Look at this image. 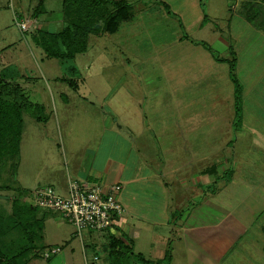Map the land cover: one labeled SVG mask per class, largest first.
Listing matches in <instances>:
<instances>
[{
  "label": "crops",
  "instance_id": "obj_1",
  "mask_svg": "<svg viewBox=\"0 0 264 264\" xmlns=\"http://www.w3.org/2000/svg\"><path fill=\"white\" fill-rule=\"evenodd\" d=\"M17 1L19 3L16 0H0V24L5 23V25H11L14 22L15 15L26 17L28 20L32 18L33 15L31 17L30 15L34 10L33 5L36 4H32L30 1L28 4L23 3L22 0ZM41 1L39 0L36 6ZM127 1L133 7L132 13L119 23L115 31H106L103 34L91 33L89 35L88 48L85 51L89 53L88 69L91 68L92 64L98 62L103 54H109V47L100 45L102 44L100 42L101 39H104L108 34L119 33V31L126 36L128 34L127 31H130V34L136 28L138 29L144 26L141 19H135L130 22L131 24L127 23L138 15L133 2L130 0ZM163 2L160 1L159 3L163 4ZM165 2L168 3L167 1ZM169 10L172 12L171 7ZM235 12L236 10L231 8V13L228 18V28H230L231 32H233L231 30L232 23L236 20H234L236 17L234 16ZM180 14L183 19L184 15L182 13ZM39 15H45V20ZM34 16L36 18L35 24L39 28V31L58 33L62 30L63 23L60 19L56 18L53 11H47L46 7L45 9H39L38 13ZM238 16L242 18V20H237L239 26L245 22L249 26V30L247 29V31L252 29V31L259 33L263 38L261 36L259 37L256 33L252 34L251 37L264 39L263 29L257 28L248 21L241 14V11H238ZM204 18H202L200 26H204L210 20L208 16L207 20H204ZM29 31L31 32V37H34L35 32L33 33L31 29ZM238 31L240 30L238 29L236 35L232 37V41L235 40L232 46L237 57V74L243 84V117L240 127L235 128L234 84L229 75V64L227 62L217 61L214 56V54H217L220 57H231L229 52L231 40L229 41V37L225 36V31L222 27L217 28L216 32L223 45L222 53H224L219 54L209 41L195 39L188 34H183L165 44L166 50L168 51V58L171 55V64L173 63L171 67L170 61L167 60L169 64L161 68V70H164L162 75L165 77V80L159 75L157 77L159 81L150 88L142 84L131 87L119 85L118 88H114L115 91L120 90L121 95L126 97L127 100L132 98L129 104L126 103V106L128 108H131V106L137 107V111L142 116L139 120H121L119 116L120 111L116 110L115 106H112L113 104H109V102L105 104L113 111L111 113L112 116L106 112L103 114V110L96 103L97 101H94V97L99 98V94L93 89L90 90L91 86H89L88 95H84L83 99L85 103L87 102V106L88 104L93 106V108H89L90 114H93L92 109H95V112L99 113L101 117H87L86 120L91 123V126L88 123L86 130L85 128L81 129V127L78 128L73 125L75 121L71 117L64 116V136L66 135L67 137L66 140H63L62 132L60 134V121H58V118L56 120L54 119L55 122H49V119L45 122L37 120L33 124L30 123L29 127L23 121L18 165L15 172L20 169L22 146L27 137L30 139V142L36 140V143H34L36 145L30 148L29 154L31 155L30 159H33L34 156L37 158L35 163H30L31 166L24 171L26 186L20 184L18 189H27L28 191H26L29 193L38 186L50 185L59 194L67 195L69 181L72 179L92 182L103 181L108 184L121 183L122 190L119 194V199L125 208V212L119 217L113 230L111 229L114 234H119L122 238L133 235L135 236L136 244L141 236H148L147 238L151 242H154L158 237L157 245L164 249L171 237L177 238L179 236V239L184 237L189 243H193L194 240L199 241L201 244L199 246L195 245V248L199 252L193 253L196 257L200 258L201 264H264V239L261 240L258 238L260 237L259 233H257L259 231L254 230V235H252L254 237L251 238V243H246L248 244L244 246L246 248H242L241 250L239 247L250 227L246 226L236 213L237 210L235 208L238 207V204L234 206L233 202H224L225 197L223 196L222 189L231 185L230 183L232 181L231 179L228 181L223 179L224 172L231 169V167L228 162L229 159H225L220 155L222 154L221 146L224 143L221 141L218 144L216 141H212L214 137H208V124L213 121H216V123L226 121L228 124L226 127H230L231 123L236 130L243 128V124L247 123L245 113H247L254 90L251 85L249 86L250 81H248V76L246 79H243L241 76H245L242 75L243 73L247 75L248 71L246 69L252 66L250 65V60L253 54L249 53L250 51L243 54L244 50L238 49L237 42L240 36ZM7 36L8 34L2 37L4 42L7 43L4 47L5 50L13 42ZM126 41H128V38ZM183 41L200 48L192 52L193 56L191 60L193 61L190 66L184 70H179L175 68L176 50L172 49L176 47L177 43ZM200 41L207 42L211 50L204 47ZM89 43H93L94 47L92 48ZM162 51H165V49H162L160 52ZM160 52L158 51L154 55L158 57V60L163 59L164 61V56ZM139 53L141 56H147L145 52L141 53L139 51ZM80 54L77 53L73 59H70L71 65L69 66L73 74L80 75L79 65L76 62ZM109 57L111 60L109 63L117 66V62L113 60L114 55L110 53ZM125 59L122 58L120 60ZM163 61L160 62L161 65H164ZM224 64L227 65V68L222 67ZM216 65H219L218 68ZM223 72L227 73V76ZM0 74L4 75L8 81L17 82L20 85L21 83L17 79L24 75L20 74L19 71L16 72L12 68L11 63L2 65ZM215 74L223 78V84L220 87L221 92L219 93L220 104H216L217 107H221L219 111L221 114L217 113L215 115L216 110L211 108L205 110L204 114L201 111L198 112L197 109L194 113H191V116L180 115L179 110L181 108L191 107L193 103L197 105L199 97H201L198 93L193 96L183 94L182 90L186 91V89H190L189 87H193L194 89L191 90L197 92V89L205 86L204 89L207 91L208 87L211 88V83L213 82L210 80H213ZM25 77L28 76L25 75ZM179 78L182 79L181 82L183 83L179 82ZM229 82L231 86L227 88ZM21 87L25 93L24 86L21 85ZM225 88L227 89L226 95L224 94ZM78 89L79 87L76 90ZM25 95L32 102L43 104L46 108L48 107L43 101L40 102L30 99L27 92ZM107 96L108 92L105 93L103 101L107 100ZM200 100L203 101L204 97L202 96ZM67 102L69 103V100ZM165 105L167 108H178V114L180 116L178 115L174 119L176 120L175 131H177L179 137L183 138V140H180L176 144L172 142L170 144H164L166 147L158 150L156 147L158 146V138L165 139L168 134H171L172 137L174 136V133L169 132L173 129L172 127L165 126L167 128L162 129L159 123L164 121V118L171 120L172 117H164L158 114L151 118L153 122H149V116L145 115L143 117V112L140 108L147 106L153 109ZM230 107L234 108L233 115L230 112L228 113ZM185 110L188 109L186 108ZM111 118L114 120L112 121ZM67 124L71 125L68 127L66 126ZM256 131V135L253 133L254 137L252 136V139L256 141L252 145L254 148L257 145L258 147L264 148V133L257 129ZM56 135L57 138H60V150L58 154L52 153L49 155L50 149L52 148L48 145L46 138L51 137L53 139ZM223 135L225 136V134H222V138ZM202 138L205 141L201 140ZM42 140L46 143H44L43 147L39 145L42 143ZM172 140L175 142L174 139ZM231 144V139L226 141V145L230 146ZM174 145L176 146L175 149H173ZM203 145L204 148L209 145L214 150L210 154L207 151H202ZM222 149L224 150L223 147ZM38 154H40L39 157L37 156ZM209 155L219 157L207 161L209 160ZM35 165H39V168H36ZM232 170L231 173L234 174L235 169L233 168ZM235 183L239 186L238 182ZM244 186L249 190L247 184ZM47 212L48 209L42 210V208L39 212V217H43L44 223H46ZM178 212L181 215L176 216L175 213L177 214ZM261 231L264 232V227H261ZM88 233L93 238L101 239L104 237L103 231L95 234L94 232ZM80 235L82 236V233ZM257 242H260V245L256 244ZM90 246L85 243L82 244L83 257L86 264H96L93 260L89 261L88 259V248ZM244 249L249 254L247 253L242 258L244 262L241 259L240 263L239 260ZM237 252H240L238 263L236 262ZM188 253L191 258V248ZM107 263L108 259L103 264Z\"/></svg>",
  "mask_w": 264,
  "mask_h": 264
},
{
  "label": "rangeland",
  "instance_id": "obj_2",
  "mask_svg": "<svg viewBox=\"0 0 264 264\" xmlns=\"http://www.w3.org/2000/svg\"><path fill=\"white\" fill-rule=\"evenodd\" d=\"M22 1L25 4H28L29 1L36 5L39 3V0ZM130 1L133 2L135 11H137L138 15H136V18H133L127 23H130L135 19H141V21L144 23V26H142V28H136L133 30L134 32H131L130 34V31H127L128 34H126V36L121 31H119V33L117 32L114 34H108L104 39L100 40L102 43L100 44L101 46L106 45L109 47V54L111 53L114 55L113 60L117 62V66H113L109 63L111 62L109 54L105 53L102 55V58L98 60V62L92 64L91 68L88 69L89 53L87 51L85 53H81L76 59L80 72V75H78L71 72V67L69 66L71 65L70 59L65 60L61 57L49 56L43 46V41L38 40L37 38L40 36L49 35L50 33L43 30H38L39 28H37V25L35 24L36 18H34V15L38 13L39 9H45L46 7L47 11H53V13L56 15V18L60 19V21L63 23L62 29L67 24H70L71 21H73L74 15L70 11H66L67 14H65L62 0H42L41 4L38 6L33 5L34 10L30 15V17L33 15V19L30 18L31 21L29 19L27 22L28 31L24 32L20 30L15 21L11 25L7 24L8 26L5 25V23L0 24V68L2 65H8L11 63L12 68H14L16 72L19 71L20 74H24L17 80L21 83V85L24 86L27 94L30 96V99L40 102L43 101L48 105V107H45L44 111L41 112L42 116L45 117L41 121L45 122L49 119V122H55V120L58 118V121H60V134L61 132L63 134V138L62 135L61 138L66 140L67 136H64V116L71 117L75 121L73 125L77 126L78 128L81 127V129L85 128V130L88 128V123L91 126V123L86 120L87 117H101L99 113L95 112V109H92L93 114H90L89 108H93V106L90 104L87 106V102L85 103V100L83 99L84 95H88L89 86H91L90 90L93 89L95 92H97V94H99V98L94 97V101H97L96 103L103 110V114L106 112L108 115L112 116L111 113L113 111H111V108L105 104L109 102V104L111 103L113 104L112 106H115L116 110L120 111L119 116L121 120H139V118L142 116H140L139 112L137 111V107L131 106V108H128L126 106V103L129 104L132 98L127 100L126 97L121 95L120 90H114L115 87L118 88L119 85L131 87L140 86V84H142L143 86H148L150 88L159 81L157 79L159 75H161L165 80V77L162 75L164 70H161V68L169 64L167 60L170 61L171 67L173 65V63L171 64L172 57L170 55V58H168V51L165 47V44L168 43V41H172L183 34H188L195 39H204L209 41V43L213 45L214 49L219 54H224L222 53L223 45L216 32L217 28L222 27L224 29L225 36L229 37V41L231 40V45L235 42V40L232 41V37L233 35H236L237 30L239 29L240 31H238V33H240V36L237 42L238 49L244 50L243 54H246L248 51H250L249 53L253 54L252 59L250 60V65L252 66L246 69V71H248L247 75L243 73L242 75L245 76H241L243 79H246L248 76V81H250L249 86L251 85L252 89L254 90L248 105L247 113H245V119L247 120V123L243 124V128L236 130L233 128L231 123L230 127H226L228 125L226 121L216 123V121L212 120L213 122L208 124V137H214L212 141H216L218 144L221 141L224 143L223 146H221L222 154L220 155L225 159H229L228 162L231 167V171L228 169L224 172V178L222 177L225 181H228L229 179L232 180L230 183L231 185H228V187L222 189L223 196L225 197L224 202H233L234 206L238 204V207L235 208L237 210L236 213L240 216L246 226L250 227L239 245L240 249L242 250V248H246L244 247L245 245H248L246 243H251V238L254 237L252 236L254 235V230L259 231L257 232L260 235L258 238L263 240L264 232L261 231V227H264V148L258 147V145L254 148L252 144L256 140L252 139V136L254 137V134L256 135V129L264 133V39L251 37L252 34L255 33L258 34L259 37L261 35L255 31H252V29L247 31V29L249 30V26L245 22L243 23L244 25L240 24L239 26L237 20H242V18L238 16V11L249 8L246 3L251 2L253 3V9L251 11L256 12L254 17L258 22H264V9L260 8V3L262 6H264V1ZM160 1H167L172 12L168 11L164 4L159 3ZM16 2L19 3L17 0ZM231 8L236 10L234 14V16H236L234 20H236L232 23L231 27L233 32H231L230 28H228V18L231 13ZM173 12H176V14ZM180 13L184 15L183 19L181 18ZM204 15H207L210 20L204 26H200ZM39 16L43 20L46 18L45 15ZM104 22L105 21L102 18H99L98 23L101 26L104 24ZM30 29L33 31V33L35 32L34 37H31V32L29 31ZM6 34H8V39L13 42H11V44H9L5 50L4 47L7 45V43L4 42L2 37ZM127 38L128 41H126ZM261 38L263 37L261 36ZM49 43L52 44L54 48L61 47V45L53 39H51ZM89 44H91L92 48L94 47L93 43ZM199 48L200 47H196V45H191V43H187L185 41L177 43L176 47L172 49L176 50L175 68L184 70L186 67L190 66L191 62L193 61L191 60L193 56L192 52L194 50H198ZM162 49H165V51L160 52ZM139 51H141V53L145 52L147 56H141ZM158 51L164 56V61L163 59H160L164 62V65H161V61L158 60V57L154 55L158 53ZM122 58L126 59L120 60ZM216 66L218 68L219 65ZM222 67L227 68V65L224 64ZM223 73L224 75L227 74L225 72ZM25 75L28 77H25ZM70 79L76 80V83L79 87L78 90L72 88L71 84L69 83ZM181 81L182 79L179 78V82L183 83ZM210 81L213 83H211V88L208 87L207 91H205L204 85V87L201 86L199 89H197V92H193L191 90L194 89L193 87H189L190 89H186V91L182 90L183 94H187L189 96L197 95L198 93L201 95V97H204V100L201 101V97H199V102L197 105L193 103L191 107H186L188 110H185L186 108H181V110H179L180 115L184 114L186 116H191V113H194V111L197 109L198 112L201 111L202 114H204L205 110L211 108L216 110L214 113L215 115L219 113L221 107H217L216 104H220L219 93L221 92L220 87L223 84V78L220 77V75L217 76V74H215L213 80ZM229 86H231L230 82L227 88H229ZM107 92L108 98L106 97L107 100L103 101L104 95ZM90 93L92 94V92ZM109 94L111 95L109 96ZM224 94H227L226 88ZM229 96L231 97V95ZM230 97L229 99L232 98ZM68 100L69 103L67 102ZM230 108L228 109V113L230 112L233 115L234 108H231L232 110ZM140 110L143 112V117L145 115L149 116V122H153L151 118L158 114H161L164 117H172L171 120L164 118L165 120L163 119L164 121L159 123V125L162 126V129L167 128L165 126L172 127L173 129H171L169 132L174 133V136L172 137L171 134H168L165 139L158 138V146H156L158 150H162V147H166L164 144H170L171 142L176 144L180 140H183V138L179 137L177 131H175L176 120L174 119L179 115L178 108H167L165 105L150 109L145 106L144 108H140ZM23 117L24 123L27 124L28 127L30 126V123L33 124L37 121V119L32 115L31 111H25ZM111 119L113 121L115 117L114 119ZM70 125L71 124H67L66 126L69 127ZM222 134H225V136L223 135V138ZM172 139H174L175 142H173ZM230 139L232 140V144L228 146L226 145V141ZM46 140L50 148H52L50 149L49 155L52 153L58 154L60 150V138H57L56 135L55 138L52 139L49 137L46 138ZM201 140L205 141L203 138ZM34 143H36V140L30 142L28 137L23 143L21 165L17 172L12 174V170L9 169V167H7L8 169L3 172L4 179L2 178L0 180V184L5 183L10 186L8 188L3 187L0 189V211L2 212H8L11 210L12 198L19 197L29 205H35L32 201V198H30V192L28 193L27 189V191L25 189H18L20 184L26 186V176L24 171L28 169L29 166H31L30 163H35L37 158L34 156L33 159H30L31 155L29 154V150L32 148V146L35 147L36 144ZM44 143V140H42V143L39 145L43 147ZM173 147V149H175L176 146L174 145ZM202 148V151H207L209 154L214 150V148L211 149V146L209 145H207L205 148L203 145ZM39 155L40 154L37 156L39 157ZM218 157L219 156L209 155V160L207 161H211L212 158ZM225 163L227 164V161ZM35 167L39 168V165H35ZM233 168L235 169L234 174L231 173ZM235 182H238L239 186ZM246 184L248 185L249 190L244 186ZM24 192H27L28 194L26 195ZM42 210L46 209L42 208ZM175 215H181V213L178 212L177 214L175 213ZM45 224L44 239L41 241V243H39L41 248L38 249L36 254L31 252V254L27 256L28 258L32 256L27 264H86L82 253L83 243L91 245L90 248H88L89 261L93 260L92 258L95 254L100 257L98 260L99 264H103L107 261L110 251L109 241L111 239V235L114 234L111 229L103 230L104 237L101 239L93 238L92 235L90 236V233H88L94 232L95 234L99 232L98 230L83 229L81 236L78 234V231L73 223L63 219L60 216V212L53 209H48ZM32 230L35 231L36 236L37 233H39L38 225L35 224L34 227L33 225L31 227L29 226L28 231ZM114 235L121 237L119 234ZM124 237L131 241V251L125 253L122 256L121 264H141L142 262L139 260V253H142L146 259L151 260V264H201L200 258L196 257L194 254L199 252L195 248V245L199 246L201 242H197L194 239L193 243H189L184 237H182V239H179V236H177V238L171 237L169 242L166 243L167 245L164 249L158 247V237L154 242H151V240L147 238L148 236H141V238L137 240V244L135 242V236L130 235ZM125 238H123V240H125ZM30 243L20 241L17 243L16 248L15 245H9L7 248L5 247V251H7L8 254L13 252L15 253V251L19 252L22 248L27 246L30 247L32 245V243ZM256 244L260 245V242H257ZM56 246H59L61 251L52 257L46 258L43 252L50 247ZM190 248L192 250L191 258L190 254L188 253ZM240 252H237L238 254L236 253L237 263ZM244 252L241 253V258L239 260L240 263L241 259L248 253V251L245 253ZM167 253L171 255V261H164ZM242 261L244 262L243 259Z\"/></svg>",
  "mask_w": 264,
  "mask_h": 264
},
{
  "label": "trees",
  "instance_id": "obj_3",
  "mask_svg": "<svg viewBox=\"0 0 264 264\" xmlns=\"http://www.w3.org/2000/svg\"><path fill=\"white\" fill-rule=\"evenodd\" d=\"M163 4L170 11L169 4L166 2ZM246 4L249 8L241 10V14L256 27L264 30V22H258L254 17L256 12L251 11L253 3ZM62 5L65 14H67L66 11L73 13V21L60 32L45 36L39 35L40 37L37 39L43 41V46L49 56H57L65 60L73 59L77 53L87 50L88 37L91 33L103 34L106 31H115L119 23L127 18L133 10L131 3L127 0H62ZM260 8L264 9L261 3ZM99 18L105 21L102 26L98 23ZM207 19L205 15L204 20ZM51 39L59 43L61 47L54 48L49 43ZM200 43L211 50L207 42L200 41ZM229 52L231 57H220L217 54L214 56L217 61L229 64V75L234 84L235 128H238L241 126L243 117V84L237 74V57L232 45L229 46ZM69 83L72 88L77 89L76 80L70 79ZM44 109L43 104L32 102L27 98L19 83L8 81L4 75L0 74V180L4 179L3 172L8 169L7 167L14 173L18 165L24 112L31 111L32 115L41 121L45 118L41 114ZM229 170L231 171V169ZM9 186L2 183L0 189ZM24 194L28 193L24 192ZM11 202L10 211H0V264H27L32 257L28 258L27 256L31 252L36 254L41 248L39 243L44 239V219L39 217L40 207L29 205L19 197L13 198ZM35 224L39 228V233L36 236L35 231H28L29 226L33 225L34 227ZM20 241L31 242L32 245L11 254L5 251V247L7 248L9 245H15L16 248ZM109 247L107 264H121L122 256L131 251V241L123 240V238L112 234ZM139 260L142 262L141 264H151V260L146 259L142 253H139ZM164 261H171L169 253L165 256Z\"/></svg>",
  "mask_w": 264,
  "mask_h": 264
},
{
  "label": "built area",
  "instance_id": "obj_4",
  "mask_svg": "<svg viewBox=\"0 0 264 264\" xmlns=\"http://www.w3.org/2000/svg\"><path fill=\"white\" fill-rule=\"evenodd\" d=\"M18 27L27 30L26 17L15 15ZM121 183L108 184L103 181H88L72 179L69 181L68 194H59L53 186H38L30 192L33 203L44 209L60 212V216L73 223L80 235L83 229L103 231L112 229L119 217L124 214L119 194ZM61 251L59 246L50 247L43 253L46 258ZM99 256L95 255L94 263H98Z\"/></svg>",
  "mask_w": 264,
  "mask_h": 264
}]
</instances>
